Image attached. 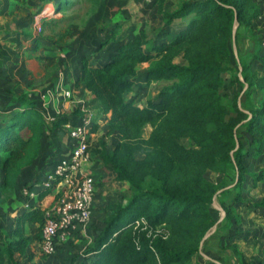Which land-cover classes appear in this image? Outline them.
Returning a JSON list of instances; mask_svg holds the SVG:
<instances>
[{
	"label": "trees",
	"instance_id": "obj_1",
	"mask_svg": "<svg viewBox=\"0 0 264 264\" xmlns=\"http://www.w3.org/2000/svg\"><path fill=\"white\" fill-rule=\"evenodd\" d=\"M35 1L41 3L36 15L49 4L55 13L71 5L70 0ZM262 15L255 0H183L173 11L162 12L155 37L142 30L131 40L124 38L102 63L95 55L81 59L76 86L89 91L91 105L108 117L106 136L119 135L111 152L102 148V161L116 181L128 184L131 197L106 219L84 257L71 264H190L220 221L214 202L225 182L208 180V171L226 175L232 169L237 174L233 202H223L222 209L227 224H239L235 206L246 202L247 176L255 182L263 179L250 174L245 164L264 149V74L255 70L259 63L264 73V28L257 30ZM59 22L46 17L43 25ZM236 24V37L245 32L252 47L249 59H240L248 86L242 105L235 100L228 106L221 88ZM113 39L103 41L100 50ZM146 63L143 86H162L157 98L141 108L135 97L126 95L134 93L135 78ZM14 101L15 109L0 111V194L6 196L40 156L48 131L63 130L68 121L67 116L56 117L48 129L37 100L22 94ZM146 125L152 127L148 138L142 136ZM184 139L192 145H183ZM48 194L43 191L40 201ZM254 206L264 208V199ZM43 223L40 208L20 213L11 236L0 245V264H17V257L32 261L27 226L42 228ZM159 227L167 234L158 233Z\"/></svg>",
	"mask_w": 264,
	"mask_h": 264
},
{
	"label": "rangeland",
	"instance_id": "obj_2",
	"mask_svg": "<svg viewBox=\"0 0 264 264\" xmlns=\"http://www.w3.org/2000/svg\"><path fill=\"white\" fill-rule=\"evenodd\" d=\"M70 1L71 5L68 10L58 13H55L53 4L45 6L47 10L45 17H49L48 14H51L50 19H57L60 22L52 27L51 25H47L46 27L43 25V32L41 34H35V17L32 19L31 26H33V31L38 41L44 43L46 48L52 47L59 54L55 56H40L42 58L40 68L43 69L46 77L41 83L35 81L37 85L41 86L43 91L50 87L53 84V80L55 78L58 79L61 73L67 75L68 72L65 71H70L74 75L75 81H77L80 75L79 72H82L81 59L83 57L97 56L101 53V57L105 60L117 50L124 38L131 39L135 31L146 29L149 30L152 37H155L156 29L162 26V12L173 11L183 0ZM255 1L261 6L263 12L262 17L257 22V30L261 31L264 28V0ZM31 3L34 5V12L41 7V3L38 1L31 0ZM178 23L175 24L176 28L180 25V22ZM237 27L238 25L236 24L235 33L230 44L232 53L231 62L228 66L229 70L223 74L224 84L221 88L223 102L228 106L235 100H238L242 105V96L248 88L242 74L240 59H245L246 61L249 59L248 54L251 50L252 42L245 32L240 33L239 38H237L235 35ZM240 31L242 32L243 30L241 29ZM21 32L25 35L28 34L27 29H22ZM173 33H175V29H173ZM111 37L114 39L110 44L100 50L101 43L107 39H111ZM58 57L60 59H57ZM181 60L179 59L178 62L181 63ZM51 64L52 67L50 66ZM255 70L259 75L264 74L259 63H256ZM142 77L143 75L138 74L137 78H135L136 89L134 93L128 94L126 97L128 99L135 97L136 104L144 108L149 99L157 98L162 84L154 83L155 85L147 88L143 86L144 79ZM70 84L75 86L76 89H80L84 94L87 92L83 86L77 87L76 82H70ZM2 85L0 83V111L5 112L14 108V105L11 104V101L14 100V96L12 97V95L19 92L15 88H9L6 91L4 88H1ZM42 90L40 93H42ZM87 94L90 98L91 95L88 92ZM69 112L66 111L65 115ZM100 119L101 122L97 136L93 137L95 154L93 157L91 156L89 163L90 166H93L91 172L95 175L98 187L97 203L94 209L97 225L91 226L90 224L86 228H90L89 230L92 235L95 236L99 234L106 219L113 213L116 207L120 204H125L131 197L128 184L116 181L115 173L111 167L105 165L102 161V148H106L108 152H111L119 142V135L115 133L106 136L108 128L105 123L108 117L101 116ZM47 124L48 129L51 128V123ZM151 131L152 127L146 125L142 136L148 138ZM238 133L241 136L244 134L241 129ZM67 140V133L62 129L57 130L53 128V130L48 131V136L43 143L42 154L45 157L44 162L47 161L48 166H51L50 169L54 167V163L58 159L61 160L65 156V144ZM181 143L185 146L192 145L187 139L182 140ZM254 155L245 159L246 167L250 174H259L263 179L255 182L253 177L247 176L243 190L246 202L235 206L239 217V224L234 222L227 224L225 220L226 214L222 209L223 202L228 204L233 202V196L236 194L234 186L238 181L237 174L232 169L226 175L212 171L206 173V178L216 184L225 182V188L219 190L214 202V206L220 212V221L207 234L206 239L203 240V245H201L200 252L193 258L190 264H216V262L221 264H264V208L254 206L255 203L264 199V149L259 155L257 153ZM138 157L140 158V156ZM44 175L42 176L44 177ZM43 177L37 181V184L40 183ZM24 181L21 176V180L15 187L14 192L10 193L9 196L0 194V245L9 239L14 230L15 220L23 212L21 192L24 187ZM27 183L29 184V182ZM157 232L163 235L167 234V230L164 227H159ZM26 234L31 239V251L37 252L40 255V239L37 238V235L41 236V228L39 226H29ZM86 240L88 241V238ZM92 243H81L79 245L81 248L75 251L76 253L72 252V257L66 261H72L79 257L83 258ZM72 245L69 244V246ZM235 248L238 250L237 255L234 252ZM39 257L45 258L42 255ZM17 264H28V262L25 258L17 257Z\"/></svg>",
	"mask_w": 264,
	"mask_h": 264
},
{
	"label": "built area",
	"instance_id": "obj_3",
	"mask_svg": "<svg viewBox=\"0 0 264 264\" xmlns=\"http://www.w3.org/2000/svg\"><path fill=\"white\" fill-rule=\"evenodd\" d=\"M46 12L45 9L35 17L37 35L43 32L42 21ZM92 100L87 92L84 94L67 82L64 73L37 97L47 123L56 117H68L63 127L68 138L65 156L39 184L24 186L21 192L23 211L40 208L44 213L39 246L45 257L55 255L60 246L67 245L93 219L98 187L89 166L90 152L93 137L97 135L93 129L100 125L103 115L91 105ZM66 111L70 112L65 115ZM43 191L54 194L52 203L47 207H42L43 200L40 201Z\"/></svg>",
	"mask_w": 264,
	"mask_h": 264
},
{
	"label": "crops",
	"instance_id": "obj_4",
	"mask_svg": "<svg viewBox=\"0 0 264 264\" xmlns=\"http://www.w3.org/2000/svg\"><path fill=\"white\" fill-rule=\"evenodd\" d=\"M29 6H31V8H29ZM34 10L35 8L33 3H31V0L29 1L0 0V83L3 84L1 88H4L6 91L9 88L12 89L15 88L19 92L16 94L14 93L15 95H12V97L14 96L13 98L18 97L22 94H27L30 96L31 99L37 100V97L40 94L42 88L40 85H37L36 81L38 83H41V81H44L46 77L45 72L43 71V69L40 68L41 66L40 61L42 59L40 56L59 55L52 47H47L48 48L47 49L44 46V43H40L38 41V38L35 36L33 31L34 30L33 26H31L33 22L32 21L33 17H36L35 14L36 11L34 12ZM44 10L45 8L43 9V11ZM34 19L36 20V18ZM22 29H27L28 34L25 35L24 33H22L21 32ZM138 32L139 31H135L131 39ZM96 58L99 59V63H102L104 61V59L101 57V53H99L96 56ZM57 59L60 58L58 57ZM50 66L52 67V64ZM148 67L149 64L147 63L141 65L140 67L139 74L143 75L142 77L143 79ZM65 72H68L67 75H65L67 82L69 83L76 82L75 79L73 78L74 75L70 71H65ZM79 74H80L79 77H81L82 72L80 71ZM55 81H57V78H55V80H53L52 83L54 84ZM87 92L91 95L93 99V95L89 91ZM11 104L14 105V109L17 107L16 102L14 100L11 101ZM105 124L107 125V120ZM93 143L94 140L92 141L91 152H90L92 157L95 154ZM44 158L45 157L41 152L40 156L33 163V165L23 170L22 179L25 180L24 185L28 184L27 182L29 183L37 182L41 177H43L42 175L44 174L46 175V173H48L51 170L50 169L51 166H48L47 161L44 162ZM90 167L91 169L93 168L92 165ZM53 199H54V194L49 193L43 199L42 207L49 206L52 203ZM96 201H97V197H96ZM95 215L96 213H94L93 215L94 220L93 222H91V226L97 225L95 220L96 217H94ZM29 226L35 227L38 225L29 224L27 228H29ZM89 229L90 228L80 231L75 235L74 238H72V240L67 245L60 246L58 248L57 253L53 256V258H51L52 256L40 258L39 256L42 254L39 255L37 254V252L31 251V249L29 248V253L33 255V259L32 261L28 259L26 261L28 262V264H39V263L71 264L72 261H66V260L72 257L71 256L72 252L76 253L75 251H78V249L81 248L79 246L81 243H85V242L91 243L97 237L98 234L96 236L92 235ZM87 238L88 241L86 240ZM69 244H73V245L69 246ZM39 245H40V241H39ZM216 264H221V263L216 262Z\"/></svg>",
	"mask_w": 264,
	"mask_h": 264
},
{
	"label": "water",
	"instance_id": "obj_5",
	"mask_svg": "<svg viewBox=\"0 0 264 264\" xmlns=\"http://www.w3.org/2000/svg\"><path fill=\"white\" fill-rule=\"evenodd\" d=\"M205 239H206V238H205ZM205 239H204V240H205ZM203 243H204V241L202 242V245H203Z\"/></svg>",
	"mask_w": 264,
	"mask_h": 264
}]
</instances>
